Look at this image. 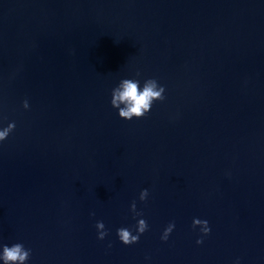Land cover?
<instances>
[{
	"label": "water",
	"instance_id": "95a60500",
	"mask_svg": "<svg viewBox=\"0 0 264 264\" xmlns=\"http://www.w3.org/2000/svg\"><path fill=\"white\" fill-rule=\"evenodd\" d=\"M134 77L166 99L128 121L111 92ZM10 122L0 245L31 249L27 264H264V0H0Z\"/></svg>",
	"mask_w": 264,
	"mask_h": 264
},
{
	"label": "clouds",
	"instance_id": "9594fccd",
	"mask_svg": "<svg viewBox=\"0 0 264 264\" xmlns=\"http://www.w3.org/2000/svg\"><path fill=\"white\" fill-rule=\"evenodd\" d=\"M140 72L135 73V77H140ZM123 78L119 81L116 87L111 92V106L118 110L119 118L123 120L142 119L151 111L152 105L157 102H163L166 99L165 87L160 85L155 78H148L144 80L141 87V81L138 78ZM25 110L29 109V103L25 99L22 103ZM15 122H10L6 127L0 129V142L5 141L9 135L15 130ZM149 196L147 188L142 189L139 194V200L146 202ZM130 211L133 213V219L143 217V212L137 211L136 201L134 200L130 205ZM95 215V213H91ZM98 235L97 239L104 240L108 236L109 231L103 221H97L95 225ZM199 227L201 236L196 240L197 244L203 243V238L210 234L211 229L207 220L194 218L192 228ZM175 228V222H170L164 229L160 239L167 241L170 234ZM149 229L147 221L139 218L137 223L132 227H120L116 230L119 240L126 246L136 244L139 238ZM133 230L135 234H133ZM111 247V244L108 245ZM2 252H0V260L3 264H27L31 257V249H26L22 243H14L11 246L7 244L0 245ZM235 264H240L237 258Z\"/></svg>",
	"mask_w": 264,
	"mask_h": 264
}]
</instances>
